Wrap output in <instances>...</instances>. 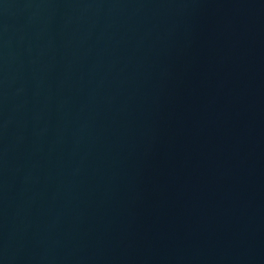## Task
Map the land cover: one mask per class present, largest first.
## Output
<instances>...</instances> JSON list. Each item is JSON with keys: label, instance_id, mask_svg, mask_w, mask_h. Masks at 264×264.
<instances>
[{"label": "water", "instance_id": "95a60500", "mask_svg": "<svg viewBox=\"0 0 264 264\" xmlns=\"http://www.w3.org/2000/svg\"><path fill=\"white\" fill-rule=\"evenodd\" d=\"M0 264H264V0H0Z\"/></svg>", "mask_w": 264, "mask_h": 264}]
</instances>
